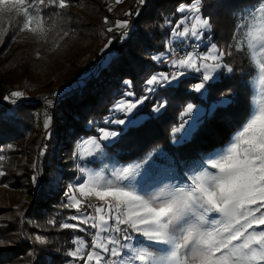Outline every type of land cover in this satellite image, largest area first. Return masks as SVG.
<instances>
[{"label":"snow or ice","instance_id":"1","mask_svg":"<svg viewBox=\"0 0 264 264\" xmlns=\"http://www.w3.org/2000/svg\"><path fill=\"white\" fill-rule=\"evenodd\" d=\"M68 7L67 0H0V13L15 11L20 18L14 25L17 31L26 30L42 37L45 12L51 18ZM176 11L180 18L168 21L171 38L188 44L189 50L167 47L165 53L154 57L167 64L169 71L151 75L145 81L146 92L179 88L185 82L182 78L192 72L197 74L198 82L191 90L203 95L218 74L234 71L223 62L232 49L249 60L264 82V0H255L236 11L231 37L234 43L227 49L210 44L203 53L198 51L200 43L213 28L211 16L204 15L203 0H191ZM34 20L36 28L32 27ZM115 28L122 30V37L126 36L129 21L117 20ZM107 31L112 32L113 28ZM67 35L65 32L64 36ZM125 95L135 93L129 91ZM23 96V92L14 91L5 100L12 98L15 103V98ZM147 99L144 96L117 103L113 111L128 116ZM221 103L230 101L224 98ZM166 106L167 101L161 100L153 111ZM196 107L188 103L184 108L180 125L172 129L173 142L177 133H184L182 142L195 131L197 122L186 129L184 117L190 116ZM108 123L131 125L135 121L120 119ZM99 132L104 141L118 135L103 128ZM88 143L102 152L98 139L92 138ZM4 159L0 156V161ZM150 160V156L145 157L114 168L107 175L89 174L79 185L67 189L63 207L74 210V214L59 227L91 237L90 242L74 238V250L68 253L69 257L82 264H264V103L250 108L248 118L227 145L200 156L183 175L176 174L173 168L164 177H158ZM77 170L82 174L86 171L79 164ZM82 198H95L103 204L95 206L94 212L86 211L85 207L91 209L93 205L86 206ZM35 241L47 242L39 234Z\"/></svg>","mask_w":264,"mask_h":264},{"label":"trees","instance_id":"2","mask_svg":"<svg viewBox=\"0 0 264 264\" xmlns=\"http://www.w3.org/2000/svg\"><path fill=\"white\" fill-rule=\"evenodd\" d=\"M92 1L94 4L91 5ZM254 2L255 0H203L204 15L211 16L213 28L208 35L211 36V42H207L201 50H207L208 45L213 43L220 47L230 43L234 14L238 9ZM73 3H80L82 9H94L99 16L102 14L101 5L98 9L95 0H73ZM133 3L134 0H124L117 5L114 15L108 13L106 17L111 21L126 20L123 12ZM190 3L191 0H147L140 9L128 37L124 40L117 37L110 45L111 50L116 49L118 53L106 66L91 72L79 85L82 87L80 91L77 86L59 103L58 116L62 118L64 125L60 127L63 141L58 142L56 146L62 149L64 164L70 166L68 172L66 170L62 172L65 182L75 176L73 162L77 142L93 135L98 136L99 127H109L120 132L116 142L104 147L120 163L143 160L151 152H155V157L159 161H167L159 156V151H163L166 156L172 158L178 169L183 170L200 156H206L209 151L224 147L232 134L243 125L250 106L251 86L248 79L253 75L254 69L243 54L236 55L237 51L235 58L226 61L233 66V73L225 75L222 72L221 78L214 81L209 88L206 98L191 90V86L198 82L195 78L196 73H190L186 78H182L185 82L179 88L158 89L154 94L145 91V81L151 75L165 71L154 57L165 52L167 44H172V41L169 43L171 25L168 21L178 20L180 13L176 11L177 8ZM68 12L73 14L70 7ZM0 20L5 23L4 17H0ZM70 20H74V17H70ZM77 20L81 29L91 34L89 38L96 39L98 35L96 23H83L85 20L79 18ZM14 25L13 28L4 25V28L0 24V54L16 35ZM245 69L248 75L242 76L244 79H241L238 71ZM55 80L56 78H53L46 82L48 86L44 89L51 88L49 83ZM25 84L27 89H30L29 84ZM52 86L61 88L64 85H59L55 81ZM129 91L135 95H125ZM226 95L230 97V103L215 107L210 114L200 117L189 139L173 142L172 129L180 125L181 113L188 103L209 106ZM144 96H148L149 99L144 100L132 117L123 115L119 117L134 120L135 123L131 125L105 123L106 117L113 116L112 121L117 118V112L113 111L117 103ZM161 100L167 101L166 108L158 112L153 111L154 106ZM10 108L12 114L7 117L0 111V152L3 148H9L11 143H19L23 149L34 148L35 142L29 143L27 140L36 130L37 106L20 102L10 105ZM56 155L55 150L52 156L47 151L41 159L39 165L41 185L34 201L28 202L25 198L14 206L9 203L0 205V241H4L0 244V264H66L72 261L68 253L74 249L73 239L84 233L59 227L66 219V215L73 213L74 210L63 207L66 198L61 194L62 191L54 192L43 184L56 168ZM26 163L15 176L13 186L30 184L34 168ZM6 180L3 177L2 181L7 182ZM49 221L56 223L50 224ZM34 232L46 236L48 242L30 243L24 239L25 234L30 235Z\"/></svg>","mask_w":264,"mask_h":264},{"label":"rangeland","instance_id":"3","mask_svg":"<svg viewBox=\"0 0 264 264\" xmlns=\"http://www.w3.org/2000/svg\"><path fill=\"white\" fill-rule=\"evenodd\" d=\"M123 1L124 0H119V2H117V0H95L98 9H100V5L102 8V14L101 16H99L98 13H96V10L92 8L82 9L80 3L74 4L73 0H67L70 9L73 11V14L72 12H68V7L64 10H61L59 15H52L51 18H49V13L48 11H46L45 23L43 25V37L38 33L28 32L26 30L17 31L16 35L12 38L7 48L1 52L0 111L2 115L6 117L11 115L12 110L10 108V105H14L20 102L36 105L37 113L35 124L36 130L30 135V138H28L27 140L29 141V143L33 141L35 142V149H23V146L19 145V143H11L9 148H3L0 152V156L5 157L4 160L0 161V172L3 173V175H0V205L9 203L14 206L16 203H20L25 198L28 199V202L34 201L36 199L37 190L41 185V171L39 169V165L42 157L46 154L47 151L50 152L51 156L53 155L54 150L57 152V159L55 163L56 168L54 169V172H51L49 174L48 179H45L43 181V184H45L47 189L52 191L54 190V192L62 191L61 194H63L65 198L67 189L69 187L79 185L86 179L87 175L92 173H101L107 175L110 174L114 168L119 169L133 163H120L115 159L114 156H111L106 148H104L106 145H111L116 142V140L120 136V132L109 127L103 128L109 131H115L118 133V135L108 141H104L101 140L99 132L98 136L93 135L78 141L75 161L73 162L75 176L72 180L65 182L62 176V172L65 170L68 172L70 166L64 164L63 156L61 153L62 149H60V146H56L58 142L63 141L61 135L62 129L60 127L64 125L62 124V118L58 116L59 103L65 96L71 94L77 86L79 87L78 89L80 91L82 87L79 85L83 83L86 77H88L91 72L97 71L102 66H106L111 58L118 53L116 49L111 50L110 45L117 37H119L121 40H124L128 37L131 30L134 28V22L139 15L140 9L145 5L147 0H144L143 4L138 7L135 6L134 0V3L123 12L124 18L129 21V28L127 29L126 36L122 37L120 34L122 30L115 28V22L117 20L111 21L110 19H108L109 22L105 23V17L108 13L110 15H114L113 13H115V9L118 7L117 5H119ZM93 2L94 1L91 2V5L94 4ZM132 9H135L134 14ZM88 11H90L91 14ZM127 13H132V15H126ZM2 14H5V16ZM0 17H4L5 21V23L3 24L0 20L1 26L4 27V25H6L10 28H13L12 26L16 22H18L19 18L15 11L11 13H0ZM70 17H74V20H70ZM78 18L84 19L85 21L83 23H96L98 31L96 39H90L89 36H91V34H88L81 29V27L78 25ZM32 27H37V23L35 20ZM109 27L113 28L112 32L107 31ZM65 32L68 33L67 36H64ZM208 35H210V33L207 34L200 43L199 48L201 53L207 51L201 50L202 46H204L207 42H211V36ZM61 37H63V39H61ZM169 40L172 41V44H167V47H175L177 49H179L181 46L188 47V44H182L181 41L174 40L171 37ZM232 43H234L233 40H231L230 43L228 42L227 44H225L222 48L227 49L228 45ZM57 44L58 46H56ZM231 52L232 54L226 56L223 62H226L227 59L235 58L236 55L241 54L239 52L236 53L234 49H232ZM161 54H156L155 57ZM160 63L161 62H159V65ZM161 67L164 68L165 71L160 72L169 71L168 66ZM223 72L225 73V75H231L233 73H228L226 71ZM221 75L222 72L218 74L216 80H219L221 78ZM238 75L239 77H246V75H248V72L246 69L239 70ZM250 76L251 77L248 79V83H250L251 86V96L250 106L247 112L246 119L249 116L250 108L252 106H258L259 104L264 103V82L261 81L259 72L254 71L253 75ZM244 77H242L241 79H244ZM53 78H56L55 81L59 85L64 86L61 88H54L52 84L55 81H52L51 83H49V86L51 85V88L44 89V87L48 86L46 82L48 83L50 80H53ZM25 83L29 84L30 89H27ZM5 86H7V88H4ZM14 91L23 92L24 96L21 98H15V103L11 102L12 98H10L9 100H5V97H10V94ZM208 92L209 89L203 95H199L206 98ZM47 93H53V95L57 96L59 101L55 111L51 114V116L45 113L48 105L46 104V100L44 97ZM224 98H227L230 101V97L226 95L214 101L209 106H202L199 104L196 105L197 107L193 110V113L190 116H186L185 121H187V123L185 124V128L187 129L188 125L192 124L193 121H196L198 124L200 117H204L205 114H210L215 107L226 105L221 103V100ZM134 100L136 99L129 101ZM123 101L124 100H122L121 102ZM142 104H140L137 109H134L133 112L128 116H125L123 113L117 112V118H115L113 121L120 119H124L127 121L128 119L125 117H132ZM121 115L125 117L119 118ZM111 117L113 116L106 117L105 123L110 125L108 121L112 120ZM240 128L237 129L232 134V136L236 132H238ZM100 129L102 128L99 127L97 131H99ZM181 135L183 136L184 133L181 132L176 134L175 139L177 143L181 141ZM92 138H96L100 141L102 152H97L88 143V141ZM89 151L93 152L92 156L88 155ZM148 156L151 157L149 163L153 165L157 176L161 178L167 175L169 170L173 168L175 169L176 174L183 175L187 171L188 167L192 164L191 163L185 169L181 170L177 168L175 163H173L172 158L168 155L166 156L165 152L163 151H159V156L164 157V159H167V161H159L158 158L155 157V152H151L146 157ZM137 161L142 160H136L134 162ZM26 162H28V164L34 168V173L32 174L30 184H20L19 186H13L12 182L16 181L15 176L20 173L22 166L24 164H27ZM77 164L86 169L84 174L77 170ZM3 177L7 179V182L2 181ZM76 195L78 198H81L78 192L76 193ZM60 197H62V195ZM82 199H85L86 206L89 203L93 205L91 209L85 207L86 211L94 212L95 206L103 204V201H99L95 198ZM65 202H67V199L65 200ZM72 214H74V212L68 213L63 223L69 222L68 217ZM37 234L39 233L34 232L30 235H28L27 233L25 234L24 239L30 243H38L37 241H35V236ZM113 235H115V233H113ZM41 236L45 237L46 241L48 242L46 236ZM77 237H81L88 242L91 241V237L86 234L76 236V238ZM66 264H82V262L72 258V261Z\"/></svg>","mask_w":264,"mask_h":264},{"label":"built area","instance_id":"4","mask_svg":"<svg viewBox=\"0 0 264 264\" xmlns=\"http://www.w3.org/2000/svg\"><path fill=\"white\" fill-rule=\"evenodd\" d=\"M144 1V0H143ZM143 4V2H141V0H135V6L136 7H138V6H140V5H142ZM133 10V14L135 13V9H132ZM184 48V50H189V48L188 47H183ZM198 51H200V48L198 49ZM160 65L161 66H163V67H165V66H167V64H165V63H160ZM45 100H46V104L48 105V107H47V110H46V114L47 115H50L51 116V114L55 111V109H56V106H57V104H58V98H57V96L56 95H53V93H47V94H45ZM49 101H51V103H49Z\"/></svg>","mask_w":264,"mask_h":264}]
</instances>
